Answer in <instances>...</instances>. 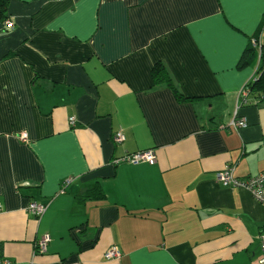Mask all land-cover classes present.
Listing matches in <instances>:
<instances>
[{
	"label": "crops",
	"instance_id": "obj_1",
	"mask_svg": "<svg viewBox=\"0 0 264 264\" xmlns=\"http://www.w3.org/2000/svg\"><path fill=\"white\" fill-rule=\"evenodd\" d=\"M8 16L0 260L253 264L262 256L263 204L243 187L222 188L217 175L264 173V107L241 101L257 66L239 67L262 28L264 0H14ZM158 63L188 101L167 82L155 85ZM234 118L247 127L230 128ZM148 151L154 164L121 161ZM97 184L105 198L75 203ZM30 203L46 214H29ZM113 247L120 259L107 257Z\"/></svg>",
	"mask_w": 264,
	"mask_h": 264
},
{
	"label": "built area",
	"instance_id": "obj_2",
	"mask_svg": "<svg viewBox=\"0 0 264 264\" xmlns=\"http://www.w3.org/2000/svg\"><path fill=\"white\" fill-rule=\"evenodd\" d=\"M7 27L10 29L14 28V25L12 22L7 23ZM251 44L254 48H256L259 51V58H261V39H252ZM245 96V95H244ZM69 124L71 126H75L76 124V118L72 117L69 119ZM247 124L245 122H242V120H239L238 118H234L230 122V128H232L235 131L240 130V128H246ZM23 140H26V136H22ZM125 138L122 134V132H118L115 135V141L116 142H122ZM121 161L128 162L130 164L138 165L141 163H149L154 164L156 162V157L152 151L148 152H139L130 156H127L123 158ZM218 182L220 186L224 189L226 188H239L243 187L244 189L248 190L254 198L263 204L264 206V173L257 176L252 177L247 180H240L234 176V168L233 167H227L222 172H220L217 175ZM48 210V207L46 205L38 204V203H30L27 212L29 214L34 215V217L40 219L42 218ZM49 243L48 238H42L39 241L38 244V250L41 252H44L46 250V247ZM260 244H261V250H262V256L253 264H264V230L260 234ZM122 255L121 250H119L117 247L111 248L108 253L107 257L109 259H120ZM0 264H13V262L7 260V259H1Z\"/></svg>",
	"mask_w": 264,
	"mask_h": 264
},
{
	"label": "trees",
	"instance_id": "obj_3",
	"mask_svg": "<svg viewBox=\"0 0 264 264\" xmlns=\"http://www.w3.org/2000/svg\"><path fill=\"white\" fill-rule=\"evenodd\" d=\"M14 0H0V25H5L7 27V23L11 22L8 13L9 7ZM8 28V27H7ZM264 33V17L262 22V28L254 37L251 38L248 48L245 50L240 63L239 67L247 64L250 67L257 66V72L255 78L250 81L248 84L244 86L241 96V101L243 106H263L264 107V42H262V34ZM252 39H261V53L262 56L259 58V51L253 47L251 44ZM152 77L155 82V85L159 83H168V87L172 90L173 94L175 95L176 100L179 103H184L189 99L183 96L176 86L173 84L172 79L167 72L165 66L161 63H158L154 66L152 71ZM245 95V96H244ZM105 194L101 190L99 184L89 187L81 196H77L75 198V203L81 204L87 201L93 200H101L105 198Z\"/></svg>",
	"mask_w": 264,
	"mask_h": 264
},
{
	"label": "bare ground",
	"instance_id": "obj_4",
	"mask_svg": "<svg viewBox=\"0 0 264 264\" xmlns=\"http://www.w3.org/2000/svg\"><path fill=\"white\" fill-rule=\"evenodd\" d=\"M241 93H244V94H245V92H244L243 90L241 91ZM242 122H244V121L242 120ZM241 129H242V128H240V130H241Z\"/></svg>",
	"mask_w": 264,
	"mask_h": 264
}]
</instances>
